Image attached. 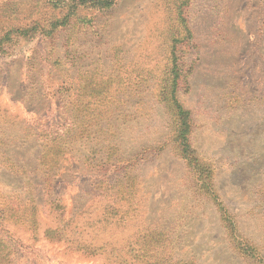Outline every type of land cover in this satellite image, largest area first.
Here are the masks:
<instances>
[{
	"label": "rangeland",
	"instance_id": "1",
	"mask_svg": "<svg viewBox=\"0 0 264 264\" xmlns=\"http://www.w3.org/2000/svg\"><path fill=\"white\" fill-rule=\"evenodd\" d=\"M95 1L0 0V40L11 32L0 50L8 264H139L153 231L170 238L165 252L177 260L258 264L234 250L219 203L264 257V0ZM34 26L29 37L14 32ZM172 98L189 113V142L217 198L179 153ZM82 104L114 109L113 122L72 142L48 183L38 134ZM108 176L122 182L112 192ZM15 194L38 203L37 232L10 218ZM58 224H68L64 240L45 234Z\"/></svg>",
	"mask_w": 264,
	"mask_h": 264
},
{
	"label": "trees",
	"instance_id": "2",
	"mask_svg": "<svg viewBox=\"0 0 264 264\" xmlns=\"http://www.w3.org/2000/svg\"><path fill=\"white\" fill-rule=\"evenodd\" d=\"M85 3V0H81L80 4ZM94 3L104 4L107 7L108 5H111L112 0H98ZM72 8V9H71ZM76 8L73 6H70L69 9L71 12H73V9ZM67 18H65L66 20ZM65 23V22H64ZM55 28V27H53ZM36 27L28 28L25 30H16L14 32L19 33L20 36L29 37L32 36L33 33L36 32ZM55 29H51V32L47 33L49 35L54 33ZM11 32H8L5 34V36L0 40V50L7 52L6 45L3 44V42L7 39H9V34ZM45 34V32H43ZM101 94V93H100ZM96 94L95 97L99 95L101 97L102 95ZM169 106L173 108H177L178 111V126L175 133V141L177 144V148L179 150V153L181 156H183L185 159L188 160L189 164L194 168H199V174L204 177L202 179L204 180V186L206 187L207 193L212 196L213 198H217L216 191H214V188L212 187L211 183L212 181L210 179V168L203 167L201 158L197 155L196 150L193 149L192 144L189 142V133H190V117L188 111L184 110L182 106L178 103L177 100L172 98L169 101ZM114 109L110 108H104V109H92L89 105L82 104L78 107H75L73 111H71V116L68 119H64L63 121H60L59 125L54 127L52 130H45L42 133L38 134V138L41 141L42 150L39 154L38 158V168L39 171L43 173V175L46 177V182L53 183L55 171L57 167L59 166L61 157L71 148L69 147L72 142L79 141L81 139L84 140V138L92 139L94 137H98L99 129L98 127H101V129H104L105 125L112 124L111 116L113 115ZM104 124H103V123ZM103 124V125H102ZM37 133H32V135H36ZM37 136V135H36ZM25 142V140L23 139ZM7 160H9L7 158ZM11 161V166L15 167L16 172H23V175L26 176V173L28 170L26 167L21 166L19 164H16L14 161ZM11 167V168H12ZM13 169V168H12ZM207 172V173H206ZM25 173V174H24ZM114 178L112 179L110 176L106 177L107 184L104 183L105 188H103V191H113L116 185L121 186V181L119 180V183H115ZM101 181L97 180L96 183H100ZM103 184V182L100 183V185ZM52 184H50L51 186ZM100 185H97L98 187ZM13 198L11 204H9V211H10V218H16L19 221H22L23 223L29 224L31 228L37 232L38 226L40 225L39 219L37 217V208L38 203L32 197L30 200H26L23 198L18 197V194H15L12 196ZM15 198V199H14ZM29 201V202H27ZM61 202H59V198H55L52 200V204L56 205V208H59ZM3 205H0L2 207ZM109 206V205H107ZM106 206V207H107ZM220 207V213L222 222L226 229V235L229 239V242L232 244L234 250L239 253L242 257L254 260L258 264H264V257L261 255L260 250L258 249L257 245L255 243H252L243 236L240 233V230L237 228V221L234 220L233 214L227 209V207L224 205L223 202L219 203ZM4 213V210L0 208V219H2V214ZM7 217V216H4ZM107 218V217H106ZM106 220V219H105ZM107 221V220H106ZM74 222V220H72ZM70 223V222H69ZM68 230V224H64V227L60 224H58L54 229L47 228L45 230V234L52 237H57L60 240H64L65 238V232ZM5 230L1 229L0 227V264H8V254H9V241L8 237L5 236L3 233ZM164 232H157L153 231L152 233L148 234V238L144 243V246L141 251H139L136 255L134 260H139V264H190V262L187 260H177L172 254H169L165 252V247L168 246V243L171 242L170 238L168 236L163 235ZM146 237V235H144ZM144 239V238H143ZM145 240V239H144ZM109 243H106V245ZM82 249L93 251L96 248L91 243H85L79 245ZM131 244L129 245V249L131 248ZM79 247V248H80ZM95 248V249H93ZM117 248H114V251H116ZM159 250V251H158ZM134 249L131 248L130 252H133ZM141 252V253H140ZM193 261V260H192ZM116 264H136L132 262H128L127 259H121L116 261ZM192 264V263H191ZM194 264V263H193Z\"/></svg>",
	"mask_w": 264,
	"mask_h": 264
}]
</instances>
